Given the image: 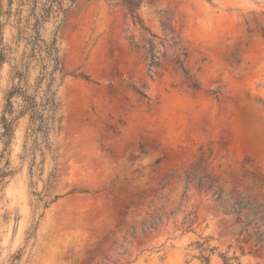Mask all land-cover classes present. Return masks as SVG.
I'll list each match as a JSON object with an SVG mask.
<instances>
[{"label":"rangeland","instance_id":"rangeland-1","mask_svg":"<svg viewBox=\"0 0 264 264\" xmlns=\"http://www.w3.org/2000/svg\"><path fill=\"white\" fill-rule=\"evenodd\" d=\"M48 1L0 0V264H264L196 181L264 211V0H143L142 27L121 0H61L39 27L60 106L35 137L6 95L51 78L29 43Z\"/></svg>","mask_w":264,"mask_h":264},{"label":"trees","instance_id":"trees-1","mask_svg":"<svg viewBox=\"0 0 264 264\" xmlns=\"http://www.w3.org/2000/svg\"><path fill=\"white\" fill-rule=\"evenodd\" d=\"M73 2V0H70ZM143 0H121L122 5H124L132 19L134 24H138L142 27V20L138 14V8ZM56 10L62 11L61 0H50L47 2L45 8L40 9V14L36 15L35 22L33 24L32 32L30 35V45L32 46L31 51L44 52L45 59L53 64V69L51 72V78L49 79L46 88L41 91V96L36 99L39 93L38 89L33 95H29L26 91L22 90L21 87L13 86L6 95L7 105L12 109L11 99L19 96L22 105L20 114H29L30 122V134L31 136H37L41 134L43 137L47 136L51 126L55 122V115L59 110L60 103L56 98V94L52 91V84L54 83V78L52 74L54 71L60 72V63L57 55V49L55 46V40H52L50 44L44 45V41L40 38L39 27L41 23H44L50 16L51 11ZM1 58V57H0ZM155 56L151 54L149 68L157 66L155 62ZM59 67V68H58ZM14 75L16 77H21L19 71H15ZM12 121L3 118V135L5 138L11 134L12 131ZM255 177V176H254ZM195 179L194 176L186 174V182ZM259 187L262 189L264 187V180H259L255 177ZM197 186L211 192L216 196V201L220 203L223 211L228 213H233L237 216V223L240 225L238 231V236H242V242L245 244H250L254 248V252L264 251V211L262 206L254 205L251 201L245 197L237 198L228 206V200L230 198H225L222 188L215 184L213 179L201 180L197 179ZM186 187L184 188V191ZM175 212H162L159 210L154 216H150V225L160 224L164 219L173 215ZM197 221V216L195 212H189L185 214L183 218V224L186 225V229H190ZM201 248L204 243L199 245ZM205 248H202L204 252ZM200 259L209 263V258L201 255ZM227 264V261H225Z\"/></svg>","mask_w":264,"mask_h":264}]
</instances>
